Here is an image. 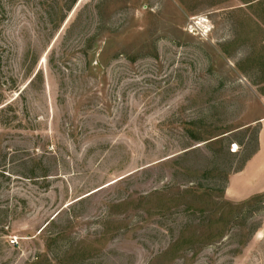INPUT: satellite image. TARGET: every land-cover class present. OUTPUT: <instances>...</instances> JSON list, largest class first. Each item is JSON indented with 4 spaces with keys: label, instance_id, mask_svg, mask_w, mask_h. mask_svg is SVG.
I'll return each mask as SVG.
<instances>
[{
    "label": "rangeland",
    "instance_id": "374dc122",
    "mask_svg": "<svg viewBox=\"0 0 264 264\" xmlns=\"http://www.w3.org/2000/svg\"><path fill=\"white\" fill-rule=\"evenodd\" d=\"M263 98L264 0H0V264H264Z\"/></svg>",
    "mask_w": 264,
    "mask_h": 264
},
{
    "label": "crops",
    "instance_id": "0c3cea01",
    "mask_svg": "<svg viewBox=\"0 0 264 264\" xmlns=\"http://www.w3.org/2000/svg\"><path fill=\"white\" fill-rule=\"evenodd\" d=\"M264 106V98L262 100ZM258 148L243 172L230 179L227 192L233 200L245 201L264 194V116L258 121Z\"/></svg>",
    "mask_w": 264,
    "mask_h": 264
},
{
    "label": "trees",
    "instance_id": "16d2710c",
    "mask_svg": "<svg viewBox=\"0 0 264 264\" xmlns=\"http://www.w3.org/2000/svg\"><path fill=\"white\" fill-rule=\"evenodd\" d=\"M78 0H66L68 10H71L73 6L77 3ZM1 232L4 233V229H1Z\"/></svg>",
    "mask_w": 264,
    "mask_h": 264
}]
</instances>
